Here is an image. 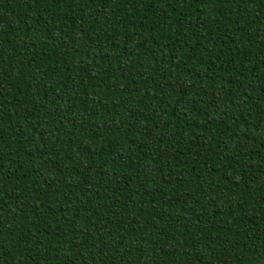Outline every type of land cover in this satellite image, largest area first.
Returning <instances> with one entry per match:
<instances>
[{"label": "trees", "instance_id": "trees-1", "mask_svg": "<svg viewBox=\"0 0 264 264\" xmlns=\"http://www.w3.org/2000/svg\"><path fill=\"white\" fill-rule=\"evenodd\" d=\"M0 264H264V0H0Z\"/></svg>", "mask_w": 264, "mask_h": 264}]
</instances>
